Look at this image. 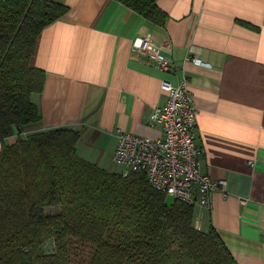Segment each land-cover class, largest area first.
Listing matches in <instances>:
<instances>
[{
	"label": "crops",
	"instance_id": "0c3cea01",
	"mask_svg": "<svg viewBox=\"0 0 264 264\" xmlns=\"http://www.w3.org/2000/svg\"><path fill=\"white\" fill-rule=\"evenodd\" d=\"M62 2L68 12L42 31L30 62L45 74L43 90L31 95L41 119L5 143L71 130L77 155L104 170L118 132L162 137L150 119L166 102L161 83L184 75L203 172L224 180L227 192H214L210 210L196 208L195 222L212 227L237 264H264V0H159L163 26L118 0ZM147 33L175 72L162 73L133 51Z\"/></svg>",
	"mask_w": 264,
	"mask_h": 264
},
{
	"label": "trees",
	"instance_id": "16d2710c",
	"mask_svg": "<svg viewBox=\"0 0 264 264\" xmlns=\"http://www.w3.org/2000/svg\"><path fill=\"white\" fill-rule=\"evenodd\" d=\"M63 0H0V264H237L217 232L195 226V207L168 205L144 175L110 173L77 155L78 133L56 129L5 140L40 121L31 95L45 74L31 67L37 38L61 19ZM163 26L159 0H118ZM20 130H19V129ZM54 241L55 253L42 246Z\"/></svg>",
	"mask_w": 264,
	"mask_h": 264
},
{
	"label": "built area",
	"instance_id": "2783aa9c",
	"mask_svg": "<svg viewBox=\"0 0 264 264\" xmlns=\"http://www.w3.org/2000/svg\"><path fill=\"white\" fill-rule=\"evenodd\" d=\"M133 51L162 73L175 72L171 58L161 52L151 33L134 40ZM187 62L206 65L198 59ZM166 93L164 105L150 116L152 126L162 132L158 140L118 132L112 161L120 166L123 177L130 173L145 176L149 186L174 202L195 208L211 209L214 192L227 196L226 182L214 180L203 172L204 152L197 144V111L187 88L186 77L177 84L161 83Z\"/></svg>",
	"mask_w": 264,
	"mask_h": 264
},
{
	"label": "rangeland",
	"instance_id": "374dc122",
	"mask_svg": "<svg viewBox=\"0 0 264 264\" xmlns=\"http://www.w3.org/2000/svg\"><path fill=\"white\" fill-rule=\"evenodd\" d=\"M104 170L110 173H119L122 168L118 165H116L110 157L106 159L104 162ZM167 203L169 206H171L174 203V200L170 196H166ZM195 226L197 229L202 231H207L205 229H200V226L197 225L195 222ZM42 251L44 254H54L55 253V243L54 241H48L44 243L42 246ZM71 254H72V264H84L86 260H88L90 252L88 247H83L77 242H73L72 248H71Z\"/></svg>",
	"mask_w": 264,
	"mask_h": 264
},
{
	"label": "water",
	"instance_id": "95a60500",
	"mask_svg": "<svg viewBox=\"0 0 264 264\" xmlns=\"http://www.w3.org/2000/svg\"><path fill=\"white\" fill-rule=\"evenodd\" d=\"M19 129V128H18ZM20 130V129H19Z\"/></svg>",
	"mask_w": 264,
	"mask_h": 264
}]
</instances>
